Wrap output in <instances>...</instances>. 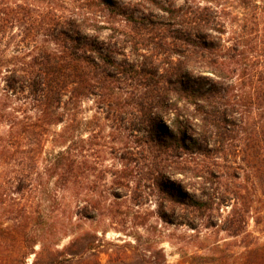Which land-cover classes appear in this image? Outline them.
I'll list each match as a JSON object with an SVG mask.
<instances>
[{
  "label": "trees",
  "instance_id": "16d2710c",
  "mask_svg": "<svg viewBox=\"0 0 264 264\" xmlns=\"http://www.w3.org/2000/svg\"><path fill=\"white\" fill-rule=\"evenodd\" d=\"M257 2L0 0V264H102V237L47 209L59 197L132 238L108 264H166L138 233L145 216L120 213L127 197L137 209L157 197L165 226L244 244L186 264H264V243L247 241L264 188Z\"/></svg>",
  "mask_w": 264,
  "mask_h": 264
},
{
  "label": "rangeland",
  "instance_id": "374dc122",
  "mask_svg": "<svg viewBox=\"0 0 264 264\" xmlns=\"http://www.w3.org/2000/svg\"><path fill=\"white\" fill-rule=\"evenodd\" d=\"M69 1V0H68ZM121 3H127L129 0H117ZM257 5L264 6L263 0H258ZM263 11V10H262ZM261 11V12H262ZM236 13V11H233ZM259 23L264 25V15H260ZM226 29L227 34L225 38L229 39L232 35V31H234L233 26L226 20ZM85 109H92L91 102L84 103ZM92 113L89 110L88 115L90 116ZM264 188L259 186L258 188V200L259 202H255L254 210L247 218V233H249L247 241L250 239L257 241L258 243H264ZM62 206L56 208L51 205L48 206L49 210L55 209L57 211V216L60 217L61 221H63L68 226L67 231L72 229L73 232L80 231H89L91 233H96L99 237H102L101 241L98 243V250L102 252L100 254V260L102 264H108V256H119L122 255L125 251L121 245L125 242L132 243V238L119 233L112 228H110L109 223L107 221H92V220H79L74 217L73 211L75 205L72 203L70 197H59ZM131 197H127V199L122 200L120 213H126L129 217H132L136 214V211H139L140 214L145 216L147 231L146 229H138V233L146 237H152L156 241L157 249L162 248L165 253L166 264H186V261L192 255H203L207 253V248L212 243L219 241L220 245H228L229 249L233 252L239 253L241 251V247L244 245L241 241V237L231 238L224 232H219L216 230H201L200 232H195L189 230L187 228H177L172 226H165L155 215L157 211L156 200L157 197H149V200L145 202L139 209H137L133 205V200H130ZM71 219V221H70ZM105 231V234L102 232ZM135 232V229H131L128 233ZM60 238V242L58 248H61L65 244L69 242V238ZM8 248V253L13 252V247L11 245L6 246ZM38 250V247H36ZM33 260V256H30L25 260V264H31Z\"/></svg>",
  "mask_w": 264,
  "mask_h": 264
}]
</instances>
